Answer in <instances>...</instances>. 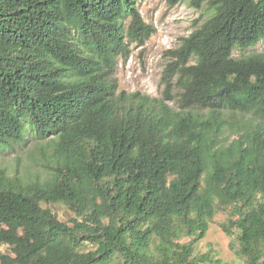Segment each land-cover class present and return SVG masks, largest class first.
<instances>
[{"label":"trees","instance_id":"1","mask_svg":"<svg viewBox=\"0 0 264 264\" xmlns=\"http://www.w3.org/2000/svg\"><path fill=\"white\" fill-rule=\"evenodd\" d=\"M138 1L0 0V154L34 140L51 172L0 165V264H228L196 251L219 214L264 264V53L235 57L264 0H194L213 14L166 52L161 98L118 91L157 32Z\"/></svg>","mask_w":264,"mask_h":264},{"label":"rangeland","instance_id":"2","mask_svg":"<svg viewBox=\"0 0 264 264\" xmlns=\"http://www.w3.org/2000/svg\"><path fill=\"white\" fill-rule=\"evenodd\" d=\"M137 7L143 19L154 26L157 32L144 47L132 45L133 52L130 58L126 62L120 61L115 74L118 91L140 92L150 97L161 98L164 91L162 78L168 61L166 52L177 48L183 38L202 26L212 16L213 10L208 2L201 8L196 7L194 0H184L175 7L169 6L167 0H140ZM251 53H264V40L245 52L236 51L235 57ZM43 144L46 145V142ZM39 147L40 144L29 140L26 145L17 146L12 152L4 151L0 154V165L11 175L18 171L25 178L51 177L49 169L38 161ZM55 212L60 220L71 218V214L63 206L56 207ZM224 221V214H219L215 218L207 237L197 245L196 251L204 254L209 249H214L224 262L244 264L238 255L237 239L228 237L221 228Z\"/></svg>","mask_w":264,"mask_h":264}]
</instances>
